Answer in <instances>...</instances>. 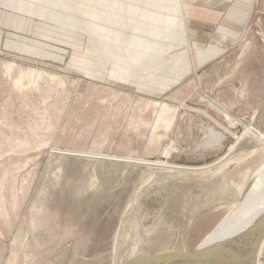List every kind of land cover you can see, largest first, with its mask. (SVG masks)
Here are the masks:
<instances>
[{"label": "rangeland", "instance_id": "1", "mask_svg": "<svg viewBox=\"0 0 264 264\" xmlns=\"http://www.w3.org/2000/svg\"><path fill=\"white\" fill-rule=\"evenodd\" d=\"M261 134L264 0H0V264L200 247Z\"/></svg>", "mask_w": 264, "mask_h": 264}, {"label": "water", "instance_id": "2", "mask_svg": "<svg viewBox=\"0 0 264 264\" xmlns=\"http://www.w3.org/2000/svg\"><path fill=\"white\" fill-rule=\"evenodd\" d=\"M209 163L210 160L205 162H183L189 168L210 166ZM263 243L264 213L247 232L227 239L213 248L202 249L196 246L191 251L170 250L157 254L136 255L129 257L122 264H221L215 260L222 259L223 255L227 260H230L224 264H254Z\"/></svg>", "mask_w": 264, "mask_h": 264}, {"label": "bare ground", "instance_id": "3", "mask_svg": "<svg viewBox=\"0 0 264 264\" xmlns=\"http://www.w3.org/2000/svg\"><path fill=\"white\" fill-rule=\"evenodd\" d=\"M230 125H232L231 122H230ZM250 128L251 127L248 124L245 127V130L248 131ZM213 138H215V137H213ZM223 138L224 137L218 136L217 141H219V140L223 141L224 140ZM260 138H262L264 140V135L261 134ZM231 149H232V146L229 148V150H231ZM167 150H168V148H167ZM169 150H171V149L169 148ZM169 150L168 151L165 150V152H164L165 157H167V155L169 154L168 153ZM157 163H158V161H157ZM163 164H165V163H163ZM183 167H181V169ZM210 167L211 166H208V167L202 166V168L200 167V168H186V169L192 170L195 172V171H200V170H208ZM178 168H180V167L178 166ZM262 196L264 197V165H263L262 169L259 170V173L257 172V174L255 175L254 179L252 180L251 184L242 193V198H241L242 202L240 201V203H239L240 205L238 206V209L235 210L234 213L232 214L230 224L227 227V229L222 231V233L219 234L218 238H216V237L209 238L199 248H202V249L203 248H208V249L213 248V247L221 244L223 241H225L227 239L234 238V237L238 236L239 234L245 233L249 229H251L252 226L254 225V223L264 213V206H263L262 210L261 209L258 210V211H260V214L257 217L256 216L253 217L254 211L257 209V208H254L253 206L255 205L258 198H262ZM263 248H264V243L260 247L258 257L256 258L254 264H260L259 258L263 252ZM227 258H228V256H227ZM215 261L217 263L224 264V263H228L230 260H227L225 258V255H223L222 259H218ZM236 264H238V263H236ZM240 264H243V263H240Z\"/></svg>", "mask_w": 264, "mask_h": 264}, {"label": "crops", "instance_id": "4", "mask_svg": "<svg viewBox=\"0 0 264 264\" xmlns=\"http://www.w3.org/2000/svg\"><path fill=\"white\" fill-rule=\"evenodd\" d=\"M221 1V3H222V0H220Z\"/></svg>", "mask_w": 264, "mask_h": 264}]
</instances>
